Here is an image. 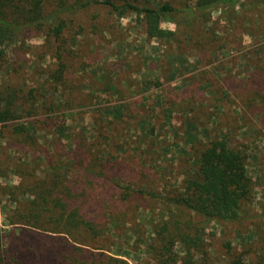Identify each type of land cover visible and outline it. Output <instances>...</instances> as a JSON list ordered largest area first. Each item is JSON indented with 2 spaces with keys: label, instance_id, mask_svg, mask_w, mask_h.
<instances>
[{
  "label": "rangeland",
  "instance_id": "374dc122",
  "mask_svg": "<svg viewBox=\"0 0 264 264\" xmlns=\"http://www.w3.org/2000/svg\"><path fill=\"white\" fill-rule=\"evenodd\" d=\"M129 1L140 7L169 3L176 10L195 4ZM186 13L164 16L162 36L152 38L143 15L127 11L119 16L99 4L68 17L69 39L62 45L67 47L61 50L62 58L56 54L50 62L48 52L57 45L52 50L33 35L21 45L26 55L20 61L13 47L5 48L9 54L0 71V90L11 85L22 91L21 101L32 108L28 117L13 124L43 120V104L68 110L61 128H39L32 140L15 150L6 147L8 129L0 125L2 244L11 240L12 230L18 233L26 227L19 203L49 204L48 211L41 208V215L51 222L62 213L58 199L73 205L65 219L77 211L75 206L86 199L82 190L62 194L42 187L47 186L43 181L52 166L60 168L54 171L65 179L72 177L76 170L63 167L74 147L85 146L92 165L104 166L94 183L130 186L139 192L129 201L120 197V190L114 194V207L102 209L105 222L111 224L101 228L105 237H77L83 245H76L127 264H226L236 253L248 264H264V89L253 99L248 95L257 90L251 78L264 77L262 14L243 0L211 13ZM62 62V89L57 87L55 93L51 74H60ZM217 139L241 152L251 181V215L243 222L218 223L172 203L196 176L199 151ZM25 165L38 168L42 187L23 180L20 168ZM91 209L84 214L100 216V209ZM24 221L29 224V219ZM40 227V232L58 236L63 226Z\"/></svg>",
  "mask_w": 264,
  "mask_h": 264
},
{
  "label": "trees",
  "instance_id": "16d2710c",
  "mask_svg": "<svg viewBox=\"0 0 264 264\" xmlns=\"http://www.w3.org/2000/svg\"><path fill=\"white\" fill-rule=\"evenodd\" d=\"M239 1L241 0H195L194 6L184 5L176 10L169 3L157 7H140L129 0H122L121 5L112 0L104 2L98 0H0V71L9 54L6 53L5 48L13 47L14 57L20 61L26 55L21 45L31 35L36 38L42 37L44 44L49 45L52 50L57 45L56 53L51 50L48 52L50 62L54 61L56 54L62 58L61 50L67 51V47L62 49V45L69 39L68 33H65L67 23L70 21L68 17L95 5L103 4L119 16H123L127 11L143 15L146 20L147 34L152 38H158L162 36L160 24L166 15L175 12L190 14L191 10L211 13L221 6H235ZM243 1L259 7L262 14L260 17L264 21V0ZM16 48L19 50L17 51ZM64 65L62 62L60 74L57 72L51 74L53 83L57 84L54 89L55 93H58L57 87L62 89L60 81ZM20 69L25 70L24 67ZM16 71L13 72L16 73ZM251 83L257 88L253 93L248 94L250 99H253L255 95H259V91L264 89V77L253 76ZM3 87L0 90V125L4 130L8 129L6 135L4 134L8 149L15 150L16 146L20 147L22 143H28L34 137L32 133H36L39 128L42 130L51 127L61 128L66 122L67 106L58 107L52 103L49 107L43 104L42 107L46 109L41 115L45 117L43 120L29 119L25 123L13 124V121L28 117L32 108L30 104L21 101L22 91H16L11 85ZM65 91L69 89L66 88ZM76 147L77 149L74 147L71 153L73 156L63 167L66 171L76 170L72 177L65 179L56 172L60 168L52 166L48 173L49 176L43 181L47 186L42 187L38 168L25 165L20 170L24 173V181L40 186L44 188V191L47 188L48 191L55 189V192L72 194L73 191L82 190L83 197L86 199H83L81 205L75 206L77 211L71 212L67 219L64 218V213L73 205L58 199L56 203L62 213H60V218L53 219V222L44 219L41 215L42 209L47 211L50 209L49 204L42 205L36 201L19 203L18 211L25 218L24 220L29 219V224L23 220L21 224L26 227L18 233L12 230L9 233L12 238L7 244H2L0 232V264H127L121 258L109 256L104 252H92L76 245L78 243L83 245L77 242V237L92 241L103 239L105 237L103 229L106 226L110 228L111 224L105 222L102 209L107 205L114 207V194L119 190L118 194L124 201H129L130 197L139 190L130 186L121 187L111 184L103 187L98 182L94 183L102 174L103 165L100 163L92 165L95 162L89 155L88 147ZM197 163L196 176L186 182L183 192L175 199L172 198V203L197 216L218 223H239L248 219L251 215L248 205L253 194L251 181L245 175V164L241 152L231 149L224 139L212 140L199 151ZM109 164L110 162L105 164L107 165L106 170ZM89 184L91 187L88 189ZM84 205L85 208L82 209ZM87 205H89L88 211L92 210L91 208L100 209V216L95 218L84 214L88 212L85 211ZM120 212L117 214L122 215L123 212ZM42 223L56 224L58 228L60 226L64 228L60 229L58 236L47 235L40 232ZM107 238L110 239V236ZM193 240L196 242L195 239ZM226 264L248 263L241 254L236 253Z\"/></svg>",
  "mask_w": 264,
  "mask_h": 264
}]
</instances>
